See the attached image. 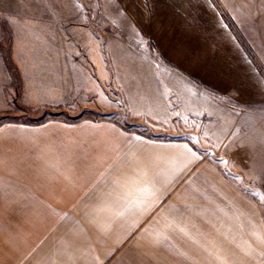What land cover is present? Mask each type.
I'll return each instance as SVG.
<instances>
[{
    "label": "crops",
    "instance_id": "1",
    "mask_svg": "<svg viewBox=\"0 0 264 264\" xmlns=\"http://www.w3.org/2000/svg\"><path fill=\"white\" fill-rule=\"evenodd\" d=\"M114 1L136 35L124 51L147 38L159 50L118 71L127 90L144 83L132 99L148 116L172 114L170 94L199 115L204 97L235 139L264 113V0ZM95 2L77 16L99 19L102 34L109 10ZM92 23L81 33L101 51ZM236 174L185 137H149L114 118L0 123V264H264L263 192Z\"/></svg>",
    "mask_w": 264,
    "mask_h": 264
},
{
    "label": "rangeland",
    "instance_id": "2",
    "mask_svg": "<svg viewBox=\"0 0 264 264\" xmlns=\"http://www.w3.org/2000/svg\"><path fill=\"white\" fill-rule=\"evenodd\" d=\"M88 1L0 0V123L114 118L149 137H185L195 143L205 158L215 160L219 170L235 177L236 172L248 171L251 178L236 181L252 195L256 188L263 192L264 211V113L248 116L250 124H242L241 134L240 130L234 131L235 139L230 136L233 132H225L220 121L208 115L204 97L200 99V111H205L199 115L186 114L190 105L184 101L176 106L177 100L170 94L173 113L164 119L148 116L149 104L132 99L134 87L144 83H131L127 90L118 71L121 69L122 74L126 70L128 57L159 58L158 48L147 38V48L137 46L124 51L122 43H133L136 35L122 12V3L99 0V6L109 10L103 19V33L99 32V19L91 22L95 27L97 21L101 34L98 38L102 37L104 46L101 51L89 50L92 40L81 32L91 22L77 16L83 4L87 10L95 9V0ZM116 7L119 16L112 18L111 10ZM147 71L134 74L142 80L140 77ZM148 85L149 91L159 90L157 83ZM126 90L131 92L129 97ZM151 101L158 108V100Z\"/></svg>",
    "mask_w": 264,
    "mask_h": 264
}]
</instances>
